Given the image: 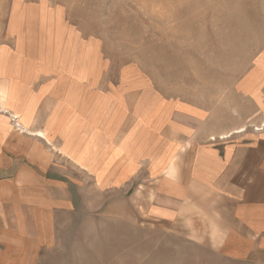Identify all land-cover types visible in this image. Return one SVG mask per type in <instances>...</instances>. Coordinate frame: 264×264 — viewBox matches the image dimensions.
Listing matches in <instances>:
<instances>
[{
  "label": "rangeland",
  "instance_id": "obj_1",
  "mask_svg": "<svg viewBox=\"0 0 264 264\" xmlns=\"http://www.w3.org/2000/svg\"><path fill=\"white\" fill-rule=\"evenodd\" d=\"M255 166L264 0H0V264H264Z\"/></svg>",
  "mask_w": 264,
  "mask_h": 264
},
{
  "label": "crops",
  "instance_id": "obj_2",
  "mask_svg": "<svg viewBox=\"0 0 264 264\" xmlns=\"http://www.w3.org/2000/svg\"><path fill=\"white\" fill-rule=\"evenodd\" d=\"M258 170V167L255 166L251 180L242 193V198H235V204L229 208L223 204L211 208L208 212L212 215L208 214L207 217L197 218L198 213L192 211V205L188 204L193 201V198L190 197L189 193L185 194L182 202L187 208L185 210L187 213L186 220L190 222V218H192L193 221H202V228L206 224L217 228L223 238L229 235L228 237L233 240L235 250L241 248L240 250L243 252L249 250L251 253L260 250L264 253V167L260 168V173ZM180 191L181 188L178 187L177 194ZM176 199L178 202V196ZM200 208L203 210V207Z\"/></svg>",
  "mask_w": 264,
  "mask_h": 264
}]
</instances>
